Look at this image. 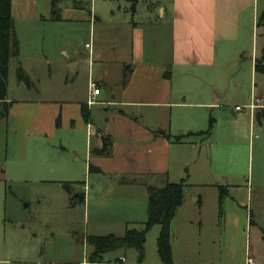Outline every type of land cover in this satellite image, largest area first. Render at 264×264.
<instances>
[{
	"label": "crops",
	"instance_id": "obj_1",
	"mask_svg": "<svg viewBox=\"0 0 264 264\" xmlns=\"http://www.w3.org/2000/svg\"><path fill=\"white\" fill-rule=\"evenodd\" d=\"M99 1L112 4L101 5ZM137 4L138 1L134 11H131V5L126 0H11V17L16 37L20 36L18 26L27 28V35L30 36H38L41 27L43 41L47 36L50 40L54 39L52 29L59 30L65 26H72L76 30L87 26L89 32L93 33L97 21H104L122 12L135 15ZM148 7L150 9L147 10L152 13V2ZM156 9L160 11L158 20L149 18L146 23H132L131 27L128 22L130 57L115 62L119 75L114 90L110 86L107 61L102 54L93 51L86 59L79 49H75L72 59L66 62L70 73L77 74L81 63L86 67L88 98L91 82L100 90L94 104L88 105V101L71 104L42 97L41 100L10 99L7 89L11 107L7 118L0 119V195L6 192L5 187L1 190L2 179L25 182L40 181L39 178L41 182L69 178L77 180L74 183H77L78 191L72 186L68 188L73 193L72 197L83 193L84 203L73 200L70 209L76 211L82 206L85 225L94 229L91 235L83 238L82 243L85 245L88 236H105L96 233L98 230H119L117 232L121 231L124 235L127 230L143 226L147 219L146 186L162 187L167 182L174 183L173 178H182L177 176L186 172L190 173L189 178L194 185L205 184L197 181L207 171L202 168V162L198 164L200 147L196 140H192L199 137L204 141L212 136V132L207 136L201 135L208 129L211 119L212 130L215 124L213 117L207 120L206 109L217 113L221 109L229 110L234 119L227 118L224 122L229 123L234 134L238 125L252 127L257 123V112L261 113V123L264 120V109L254 111L249 107L247 116L241 114L244 113L243 107L241 111L235 109L238 105L233 109L235 101H229L230 96L225 92L226 88H231L232 76L240 58L246 57L245 72L239 75L243 64L236 71L234 92L246 97L249 91L250 105L254 99L264 96L254 84L255 75L262 73L256 71L255 65L261 60L264 64V50L258 57L253 44L259 26L264 25L260 23L262 12L259 0H158ZM53 10L58 13L59 20L52 19ZM161 34L169 37L168 50L158 48L155 38ZM248 41L251 42L250 48ZM18 43L20 55V39ZM147 44L150 55H146ZM43 58L45 64L51 63L52 59L47 58L45 53ZM96 66L100 73L94 79ZM248 74L249 83L243 81ZM104 90L108 91L109 96L99 99ZM177 95L183 96L182 101H176ZM228 102L231 105L226 107ZM82 105L88 107V122L83 120ZM93 105H100L105 110V118L99 125L91 117L90 106ZM156 108L162 110L160 117ZM192 108L200 110L188 111ZM168 114L172 122L177 119L179 130L187 132L185 137L190 138L186 140L182 138L183 134L172 136L165 129L160 132L153 129L148 120L153 119L155 126H162L160 121H166ZM219 116L218 121L221 120ZM57 119L60 120L59 125L56 124ZM171 125L168 129L172 132ZM60 133L70 140L69 145L58 146L53 142ZM103 138L112 141L111 155L94 156L92 152L101 147ZM80 160L83 161V170L88 171L87 184L77 179L80 168L76 163ZM89 166L99 172H90ZM218 174L227 176L221 179L224 183L215 181L214 185L208 186L217 188L218 197L224 191L225 200L234 184L228 182L234 175L223 170L218 171ZM124 180L129 182H122ZM183 204L184 189L183 203L178 209ZM251 218L250 211L249 223ZM5 222L0 211V236L7 231ZM261 233L264 234V227H261ZM111 234L119 236V233ZM10 254L0 237V264H8ZM126 255L115 254L105 260L104 254L100 264H139L138 255L133 256L128 263ZM89 256L88 260L83 259L81 262H77L79 259H74V256L65 261H48L44 264H90ZM248 262L256 264L254 257H249ZM142 264L147 263L142 261Z\"/></svg>",
	"mask_w": 264,
	"mask_h": 264
},
{
	"label": "rangeland",
	"instance_id": "obj_2",
	"mask_svg": "<svg viewBox=\"0 0 264 264\" xmlns=\"http://www.w3.org/2000/svg\"><path fill=\"white\" fill-rule=\"evenodd\" d=\"M153 4L152 13L147 9L148 4ZM158 0H138L137 12L135 15L129 13H116L115 16L104 21H97L93 33L89 28L75 29L72 26L60 27L59 30L52 29V40L45 37L41 41V27L38 36L27 35V28L18 26L20 39V55L18 60L11 59L8 73V97L10 99H31L41 100L51 99L52 101L70 102L71 104L84 101L88 98V71L81 63L78 73H70L66 62L72 59L73 52L79 49L83 53V58H88L89 53L95 51L105 56L107 61V75L111 88L115 89L118 78L117 61L121 58L130 57L131 36L130 27L132 23L149 21V18L158 20L160 11L156 9ZM98 4L103 3L99 1ZM260 12H264V0H259ZM112 16V15H111ZM130 22V27H128ZM260 23L264 24V13ZM18 25V23H17ZM27 30V31H26ZM26 31V32H25ZM64 36H57V34ZM162 35V36H161ZM158 35L155 38L158 48L169 49V37L166 34ZM17 36V35H16ZM257 48L258 57L264 50V25L259 26L255 33L253 42ZM86 45H89L87 48ZM248 47L251 42L248 41ZM149 45H146V55ZM44 53L47 58L52 59L50 64H45ZM87 55V56H86ZM264 55V51H263ZM246 57L240 58L239 63L233 74V80L243 64L245 72ZM20 61V62H19ZM18 62L21 68L27 72L30 78V85L26 88L25 84L18 82L17 69ZM100 71L96 66L93 71V78L96 79ZM254 84L257 91L264 95V74L255 75ZM230 77L229 79H231ZM233 80L231 88H226L225 92L230 96L229 101H235L236 105L243 107L247 116L249 104L248 95L242 96L240 92H234ZM243 81L249 83L250 78L244 77ZM21 86V87H20ZM236 93V95H235ZM113 94V93H112ZM108 97V91L103 92L102 97ZM232 96V98H231ZM244 97L246 100H244ZM183 96H176V101H182ZM231 102H228V106ZM247 105V106H245ZM91 117L96 125H99L105 118V110L100 105L90 106ZM159 115L162 110L156 108ZM200 110L190 109L188 111ZM169 112V111H168ZM209 117L215 119L214 129L210 139L204 141L199 137L196 140L199 145V161L202 162L204 176L197 178L203 181L201 185H194L189 178L188 172L182 174V178H173L174 183H179L185 179L184 183V204L178 209L177 214L171 222V252L173 264H249L248 258L254 257L256 264H264V234L261 227H264V173H262V163L264 162V120L262 125L255 123L250 126L238 125L235 134L234 129L226 124L225 119H234L232 113L221 109L219 113L215 110H208ZM220 115V116H219ZM221 117L218 121L217 117ZM160 117V115H159ZM177 119L166 116V121H160L162 126H155L152 120H148L156 132L167 131L169 135L180 136L187 132L179 130ZM181 123V122H180ZM248 124V121H246ZM171 129L169 130V125ZM207 126L204 127V130ZM95 139V138H94ZM69 139L62 133L55 142L58 146L69 145ZM54 143V144H55ZM61 143V144H60ZM94 145V141L92 142ZM80 168L77 179L88 183V171L83 170V161L76 163ZM192 168V167H191ZM201 169V168H199ZM193 170V169H191ZM223 170L234 175L228 183L237 185L229 189L226 198L220 208L217 188L215 181L224 183L226 175H219L218 171ZM192 172V171H191ZM194 173V171H193ZM181 175V173L179 174ZM194 176V174H193ZM40 181H7L2 179L1 190L6 189L5 195H0V211L5 218L7 231L1 237L3 246L10 250L8 264H44L48 261L61 262L70 257L88 260L92 248L82 243L85 236L91 235L94 229L85 225L83 207L73 211L72 195L69 186L78 191L77 180H55L53 182ZM200 179V180H198ZM172 182V181H171ZM72 183V184H71ZM196 183V182H195ZM207 183V184H206ZM69 184V185H68ZM2 190V191H3ZM199 199L198 201H195ZM252 212L253 223H249V212ZM221 213V215H220ZM143 226H137L141 229ZM88 228V229H87ZM119 230L102 229L98 230L100 235L123 232ZM160 226L156 225L147 233L144 244V263L160 264L157 253L156 240L159 236ZM79 241V243H77ZM75 253V254H74ZM126 255V262L132 261V257L137 254L134 249H119L116 252L108 253L105 260L114 255ZM253 260V259H252ZM254 263V260H253Z\"/></svg>",
	"mask_w": 264,
	"mask_h": 264
},
{
	"label": "trees",
	"instance_id": "obj_3",
	"mask_svg": "<svg viewBox=\"0 0 264 264\" xmlns=\"http://www.w3.org/2000/svg\"><path fill=\"white\" fill-rule=\"evenodd\" d=\"M73 1V0H72ZM130 3L131 11H134L135 4L138 0H126ZM264 13V12H263ZM261 14V16L263 15ZM260 16V19H261ZM53 20H59V15L56 11H52ZM19 43L14 31V22L11 17V0H0V119L7 118L11 103L7 98L8 73L9 63L11 59H18ZM17 69V80L19 83L29 87L30 80L28 75L21 68ZM256 71L264 73L263 60L258 61L255 65ZM81 114L83 120L88 122L89 110L86 105L81 106ZM60 120H56L59 125ZM213 120L209 122L208 129L202 132L201 135H210L212 132ZM198 135V134H196ZM179 140V138H177ZM112 141L109 138L102 139V145L99 149L92 152L94 156L108 157L111 155ZM89 171L99 172L89 166ZM128 183L129 181H122ZM185 183H165L162 187L146 186L147 190V219L143 224V228L127 230L123 236L105 235V236H88L86 244L93 251L89 256L90 264H100L102 256L107 253L115 252L119 249H134L138 254L139 264H142L144 259V244L147 233L152 227L160 226L159 236L156 240L157 253L161 264H173L172 252L170 245L171 238V222L174 219L178 208L183 203V189ZM226 194L224 191L219 195V206L221 208ZM77 200L79 204L84 203V194H76L72 198ZM221 215V213H220ZM251 217V216H250ZM252 218L250 219V223Z\"/></svg>",
	"mask_w": 264,
	"mask_h": 264
},
{
	"label": "built area",
	"instance_id": "obj_4",
	"mask_svg": "<svg viewBox=\"0 0 264 264\" xmlns=\"http://www.w3.org/2000/svg\"><path fill=\"white\" fill-rule=\"evenodd\" d=\"M88 48L89 45H86ZM90 88V98L88 100V105L94 104L95 97L99 94L100 90L96 87L95 83L91 82L89 85ZM237 111H241L243 108L240 106L235 107ZM250 109L257 111L264 109V96L258 97L252 101V104L250 105Z\"/></svg>",
	"mask_w": 264,
	"mask_h": 264
},
{
	"label": "water",
	"instance_id": "obj_5",
	"mask_svg": "<svg viewBox=\"0 0 264 264\" xmlns=\"http://www.w3.org/2000/svg\"><path fill=\"white\" fill-rule=\"evenodd\" d=\"M69 69H70V67H69ZM260 116H261V113H260V112H257V113L255 114V120H256V122H257L258 124H261V118H260Z\"/></svg>",
	"mask_w": 264,
	"mask_h": 264
}]
</instances>
